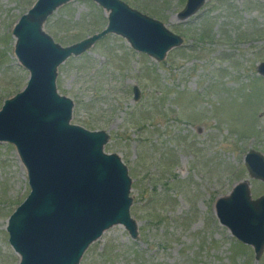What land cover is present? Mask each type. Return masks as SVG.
I'll return each mask as SVG.
<instances>
[{
    "label": "rangeland",
    "instance_id": "obj_1",
    "mask_svg": "<svg viewBox=\"0 0 264 264\" xmlns=\"http://www.w3.org/2000/svg\"><path fill=\"white\" fill-rule=\"evenodd\" d=\"M36 1L0 0V110L29 81L13 29ZM122 1L184 43L158 62L111 34L59 67L58 93L74 103L70 124L105 131V153L128 168L139 232L133 239L123 225L112 227L79 264H264V251L257 260L215 209L242 182L253 199L264 195L245 163L250 151L264 155V0H207L186 21L178 14L187 0ZM107 25L103 8L76 0L44 30L67 47ZM30 192L16 148L0 142V264L21 261L7 227Z\"/></svg>",
    "mask_w": 264,
    "mask_h": 264
},
{
    "label": "water",
    "instance_id": "obj_2",
    "mask_svg": "<svg viewBox=\"0 0 264 264\" xmlns=\"http://www.w3.org/2000/svg\"><path fill=\"white\" fill-rule=\"evenodd\" d=\"M71 1L76 0H37L13 29L15 55L30 77L26 88L0 110V142L16 148L31 188L7 227L19 264H79L89 246L117 225L133 239L139 236L131 217L128 168L118 155L105 153L110 139L105 131L70 124L74 103L58 93L59 67L111 34L158 62L184 43L162 22L122 0H90L108 13L107 27L63 47L44 26ZM206 1L187 0L179 20L194 16ZM258 73L264 76V62ZM139 98L140 90L134 87L135 101ZM245 163L250 176L264 182V155L250 151ZM215 209L219 222L238 241L253 247L258 260L264 251V195L253 199L249 184L242 182L218 199Z\"/></svg>",
    "mask_w": 264,
    "mask_h": 264
}]
</instances>
